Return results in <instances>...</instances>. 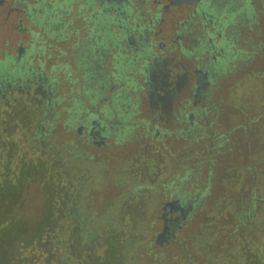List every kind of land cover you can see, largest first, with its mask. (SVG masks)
Returning <instances> with one entry per match:
<instances>
[{
  "label": "rangeland",
  "instance_id": "obj_1",
  "mask_svg": "<svg viewBox=\"0 0 264 264\" xmlns=\"http://www.w3.org/2000/svg\"><path fill=\"white\" fill-rule=\"evenodd\" d=\"M247 3L232 41L242 56L210 85L194 130H180L187 87L171 117L151 115L143 96L124 119L129 136L98 143L87 117L70 116L64 84L52 112L39 93L0 99V264H264V0ZM4 14L1 4L0 48L13 51L27 37ZM41 58L45 70L55 60ZM173 196L196 200L154 241L159 205Z\"/></svg>",
  "mask_w": 264,
  "mask_h": 264
},
{
  "label": "flooded vegetation",
  "instance_id": "obj_2",
  "mask_svg": "<svg viewBox=\"0 0 264 264\" xmlns=\"http://www.w3.org/2000/svg\"><path fill=\"white\" fill-rule=\"evenodd\" d=\"M1 4L2 19L12 12L13 28L27 38L16 37L13 51L0 48V99L14 90L39 93L43 109L52 112L62 96L50 94L64 84L71 96L70 116L87 117V137L96 143L106 136L127 138L132 122L124 119L143 96L151 115L171 117V99L184 87L190 101L183 99L178 111H186L188 123L180 130H194L207 109L210 85L238 58L227 50L231 41L246 17L250 19L242 0H0ZM174 54L189 64L176 63ZM41 56L55 58L47 70ZM84 101L92 102L86 106ZM82 126L78 123L76 131ZM195 200L164 199L154 241L171 236Z\"/></svg>",
  "mask_w": 264,
  "mask_h": 264
},
{
  "label": "trees",
  "instance_id": "obj_3",
  "mask_svg": "<svg viewBox=\"0 0 264 264\" xmlns=\"http://www.w3.org/2000/svg\"><path fill=\"white\" fill-rule=\"evenodd\" d=\"M242 1L244 2V4L246 5V8L248 9V10L246 11V12H247L246 15L249 16L251 10L249 9V5H248V3H247V0H242ZM238 7H240V6H238ZM232 45H234V44H233V42L231 41V46H232ZM227 50L229 51L231 57H234V56H236V55H238V57H241V56H242V55L240 54V53H241V50H240L238 47H235V53L232 52V47H229ZM234 58H235V57H234Z\"/></svg>",
  "mask_w": 264,
  "mask_h": 264
},
{
  "label": "water",
  "instance_id": "obj_4",
  "mask_svg": "<svg viewBox=\"0 0 264 264\" xmlns=\"http://www.w3.org/2000/svg\"><path fill=\"white\" fill-rule=\"evenodd\" d=\"M170 1H171V3H180V2L192 3L194 0H170Z\"/></svg>",
  "mask_w": 264,
  "mask_h": 264
}]
</instances>
